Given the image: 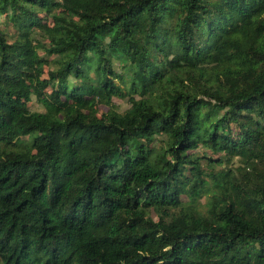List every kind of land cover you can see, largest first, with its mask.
Masks as SVG:
<instances>
[{"label": "trees", "instance_id": "1", "mask_svg": "<svg viewBox=\"0 0 264 264\" xmlns=\"http://www.w3.org/2000/svg\"><path fill=\"white\" fill-rule=\"evenodd\" d=\"M0 15L2 264H264V0Z\"/></svg>", "mask_w": 264, "mask_h": 264}, {"label": "rangeland", "instance_id": "2", "mask_svg": "<svg viewBox=\"0 0 264 264\" xmlns=\"http://www.w3.org/2000/svg\"><path fill=\"white\" fill-rule=\"evenodd\" d=\"M3 20H4V17L0 15V25L2 26H4ZM115 65L118 67L117 62H115ZM114 103L116 104V106L121 112H124L125 110L130 108V102L128 101V99H124V100L114 99ZM29 110L31 112H41V113L45 111L44 107L37 101V99L34 96H32V100L29 103ZM225 166H226V169L228 170L237 169L243 166V160L240 157H236L233 160L226 162ZM204 202H205V198H202L201 203H204ZM0 264H2L1 261H0Z\"/></svg>", "mask_w": 264, "mask_h": 264}]
</instances>
